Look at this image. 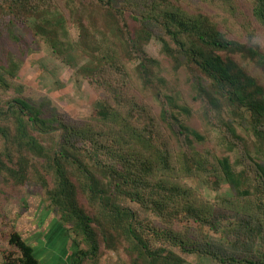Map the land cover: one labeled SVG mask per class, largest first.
<instances>
[{
    "label": "trees",
    "instance_id": "trees-1",
    "mask_svg": "<svg viewBox=\"0 0 264 264\" xmlns=\"http://www.w3.org/2000/svg\"><path fill=\"white\" fill-rule=\"evenodd\" d=\"M128 2L0 0V212L9 191L39 188L76 244L74 264H103V248L117 264H187L176 249L218 264H264V86L251 70L264 66V48L234 38L188 0H138L130 17ZM248 3L264 30V0ZM154 35L162 60L144 50ZM34 46L102 64L89 79L99 98L92 116L71 119L50 97L19 90L14 80ZM181 72L202 106L203 99L220 113L244 111L255 151L227 156L233 147L214 136L209 110L196 126ZM249 164L260 191L245 188ZM186 177L211 191L228 185L233 197L212 203ZM217 208L241 217L237 228L253 256L212 248L210 232L226 221ZM9 242L19 264H40L20 234L11 232Z\"/></svg>",
    "mask_w": 264,
    "mask_h": 264
},
{
    "label": "rangeland",
    "instance_id": "rangeland-1",
    "mask_svg": "<svg viewBox=\"0 0 264 264\" xmlns=\"http://www.w3.org/2000/svg\"><path fill=\"white\" fill-rule=\"evenodd\" d=\"M129 8L126 9L128 17L132 15L133 10H129L138 0H128ZM187 3L192 9H203V11L211 14L219 21L223 30L231 32L234 38H238L246 43L260 44L264 48V30L254 20L250 10L248 0H188ZM191 1V3H190ZM186 4V3H184ZM97 18L99 16H96ZM100 19V18H99ZM136 27V26H135ZM24 32L23 27H21ZM74 37H78L76 28L73 30ZM156 33H158L156 31ZM161 33L159 32L158 35ZM35 43H40L41 39L35 38ZM35 54L27 58L26 62L21 66L19 75L14 80L19 85V90L23 91L26 97H34L39 100L43 95L50 97L59 108L65 112L71 119H85L92 116L96 107H99V98L95 90L90 85L89 79L96 69L101 68V63L92 62L83 57L79 51L72 52L67 56H58L48 47L41 48L34 46ZM147 55L155 60L163 59V43L159 40V36L154 35L149 42L144 46ZM252 73L257 76L259 83L264 86V66L251 67ZM180 85L186 88L187 100L196 110L194 120L196 126L201 127L200 119L207 118L206 110H209V118L211 125L214 128V136L227 140L230 150V156L233 161L237 160L241 154L248 151H255L254 143L251 134H248L250 128V118L242 117L244 111H234V115H229L225 112L220 113L213 109L206 101L202 99L204 106L200 101H195L197 96L191 92L194 88L192 84L185 83L186 76L184 72L180 73ZM195 77V76H194ZM192 76V80L196 79ZM206 83V82H205ZM15 93V88L12 89ZM235 131L245 142H242L233 137L232 132ZM222 133V134H221ZM226 138V139H225ZM44 144L48 146L50 143L44 140ZM246 146V148H245ZM249 147V150L247 148ZM186 156H190L187 154ZM245 173L251 178V182L245 185L246 189H256L260 191L259 183L256 178V169L249 164ZM184 182L191 188L197 190L203 197L210 200L212 203H217L221 199H230L233 197V192L228 185H222L218 191H211L201 180L198 178H184ZM11 196L4 204L6 207L5 212H0V224L5 223V218L14 216L18 210L27 209L29 203L36 202V206L45 205L39 188L32 185H26L24 189L9 191ZM255 198L254 192L252 193ZM259 195V192H257ZM5 199V198H4ZM3 200V199H2ZM138 213L139 217L145 216L147 218L150 214L145 213L137 204H129ZM46 207V206H45ZM218 215L226 219L221 221V229L219 232H210L212 237V248L221 253L233 254L237 257L243 258L246 256H253L255 251L253 247L248 244L243 232L237 228L238 221L241 220L240 216L235 215L233 212L217 208ZM8 215V216H7ZM8 225V222L6 223ZM209 231V230H208ZM2 233V237H5ZM9 239H10V235ZM8 239V241H9ZM14 248V247H13ZM15 249V248H14ZM177 255L181 256L187 264H218L210 258H201L198 255H185L178 249L174 250ZM103 264H117L118 257L114 251H106L103 248Z\"/></svg>",
    "mask_w": 264,
    "mask_h": 264
},
{
    "label": "crops",
    "instance_id": "crops-1",
    "mask_svg": "<svg viewBox=\"0 0 264 264\" xmlns=\"http://www.w3.org/2000/svg\"><path fill=\"white\" fill-rule=\"evenodd\" d=\"M36 204L30 202L27 209L16 211L8 220L5 218L3 226L0 224V264H19L21 254L8 241L13 231L33 248L40 264H74L78 249L70 233L45 205ZM4 232L7 234L2 237Z\"/></svg>",
    "mask_w": 264,
    "mask_h": 264
}]
</instances>
